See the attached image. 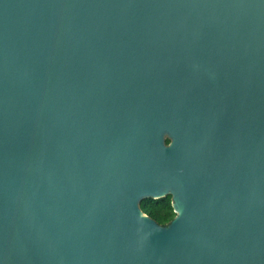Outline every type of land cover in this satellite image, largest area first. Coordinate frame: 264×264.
Masks as SVG:
<instances>
[{
	"label": "water",
	"instance_id": "1",
	"mask_svg": "<svg viewBox=\"0 0 264 264\" xmlns=\"http://www.w3.org/2000/svg\"><path fill=\"white\" fill-rule=\"evenodd\" d=\"M0 264H264V0H0Z\"/></svg>",
	"mask_w": 264,
	"mask_h": 264
},
{
	"label": "trees",
	"instance_id": "2",
	"mask_svg": "<svg viewBox=\"0 0 264 264\" xmlns=\"http://www.w3.org/2000/svg\"><path fill=\"white\" fill-rule=\"evenodd\" d=\"M165 143H167V140H165ZM138 207L144 215L154 220L160 226H165L174 217L169 195L155 200L144 199L140 201Z\"/></svg>",
	"mask_w": 264,
	"mask_h": 264
}]
</instances>
